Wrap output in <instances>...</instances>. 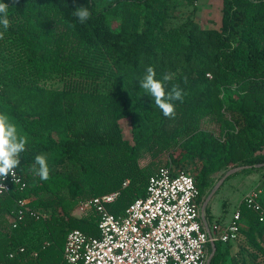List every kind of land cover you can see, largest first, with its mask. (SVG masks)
Listing matches in <instances>:
<instances>
[{"label":"trees","instance_id":"obj_1","mask_svg":"<svg viewBox=\"0 0 264 264\" xmlns=\"http://www.w3.org/2000/svg\"><path fill=\"white\" fill-rule=\"evenodd\" d=\"M197 1L185 0L191 12L178 17L177 0H0L9 20L7 29L0 24V112L27 138L16 167L22 183L0 194V264H70V230L100 236L94 212L72 213L77 203L119 191L109 210L124 214L147 195L164 154L175 166L199 162L201 197L218 172L264 169V0H223L217 27L196 18ZM75 7L90 18L81 23ZM149 66L166 92L183 93L171 101L172 117L140 87ZM37 155L46 157L48 180L30 171ZM65 163L80 178L59 170ZM39 209L50 217L35 219ZM240 209L237 251L228 259L214 241L210 264H264V221L243 202Z\"/></svg>","mask_w":264,"mask_h":264},{"label":"built area","instance_id":"obj_2","mask_svg":"<svg viewBox=\"0 0 264 264\" xmlns=\"http://www.w3.org/2000/svg\"><path fill=\"white\" fill-rule=\"evenodd\" d=\"M22 176L13 169L5 179L0 178V194L10 192L13 185L22 183ZM129 181L126 180L124 185ZM262 191L248 192L243 203L264 221ZM119 191L81 199L74 215L94 212L100 236L91 237L75 228L69 231L63 256L70 264H206L211 241L235 240L243 226L240 206L230 222L222 227H205L200 205L201 191L194 175L185 166L171 162L161 164L149 177L147 195L135 199L124 214L109 210ZM28 199H20L24 205ZM205 214V213H204ZM35 219H47L50 212L34 211ZM23 212L19 211V218ZM13 227L17 226L14 220ZM219 232V235H215ZM49 242H45L44 245ZM21 246L10 252L13 257Z\"/></svg>","mask_w":264,"mask_h":264},{"label":"rangeland","instance_id":"obj_3","mask_svg":"<svg viewBox=\"0 0 264 264\" xmlns=\"http://www.w3.org/2000/svg\"><path fill=\"white\" fill-rule=\"evenodd\" d=\"M177 10L175 14L178 17L187 16L190 14L192 7L187 8L185 6V0H177ZM222 1L223 0H198L196 2V18L202 22L205 26H219L222 18ZM109 22L113 29H118L119 21L114 17H110ZM123 129L124 136L131 139L132 129L131 121L129 118H123L120 120ZM259 156L264 155V150L258 152ZM168 160V155L164 154L157 164H163ZM150 159L145 156L142 158V164H148ZM229 169L218 172L221 178L225 172ZM59 170L68 171L74 174L77 178H80L78 169L70 163H65L60 166ZM191 170V169H190ZM194 170V169H193ZM195 175L194 171H190ZM219 178V179H220ZM229 182L225 181L223 185L215 193V197L212 199L213 209L217 211V216H222V220H230L236 210V207L243 201L245 195L255 189H260L262 192V199L264 201V169L259 166L249 167L247 170L241 171L235 175H232ZM218 182V180H217ZM216 182V183H217ZM69 192H63V196H69Z\"/></svg>","mask_w":264,"mask_h":264},{"label":"clouds","instance_id":"obj_4","mask_svg":"<svg viewBox=\"0 0 264 264\" xmlns=\"http://www.w3.org/2000/svg\"><path fill=\"white\" fill-rule=\"evenodd\" d=\"M7 8V4L0 3V14H3V17L0 18V24L5 29L9 27ZM74 15L81 23H84L90 18L91 13L86 7H75ZM0 37H2V34H0ZM155 77V69L149 66L146 69V75L143 77L140 87L154 98L155 105L162 111L164 116L172 117L174 115V105L171 101L182 100L183 93L178 87H173L170 92H166L164 83ZM168 79L169 77H164V80ZM26 143L27 138L18 135L17 127L10 121L9 116L0 112V178L5 179L19 165L18 157L25 150ZM30 171L41 180H48L49 167L46 157L37 155ZM0 187H3V185H0Z\"/></svg>","mask_w":264,"mask_h":264},{"label":"crops","instance_id":"obj_5","mask_svg":"<svg viewBox=\"0 0 264 264\" xmlns=\"http://www.w3.org/2000/svg\"><path fill=\"white\" fill-rule=\"evenodd\" d=\"M199 164V162L198 161H189L188 163H186V165H187V168L189 169V171H194L195 172V174H196V172H197V169H196V166ZM191 169V170H190ZM194 169V170H193ZM220 175H219V173H216V174H214L213 176H212V184H211V186L206 190V192H205V194L200 198V205H201V209H202V207H203V203H204V201L206 200V198L208 197V195L210 194V192L212 191V189H213V187H214V185L216 184V182H217V180H219V177ZM231 178H229V179H227V180H225V181H227V182H229V183H227V184H231L230 183V180ZM224 181V182H225ZM224 184V183H223ZM222 184V185H223ZM221 187V186H220ZM219 187V188H220ZM218 191V190H217ZM216 191V192H217ZM215 192V193H216ZM215 193L213 194V196L210 198V200L208 201V204H207V206H206V208H205V219H203V222H204V224H205V227L206 228H208L211 232H212V225L214 224V223H219L222 227H224L225 225H227L229 222H230V220H222V217H223V215L221 216H217V211L215 210V209H213V201H212V199L215 197ZM242 203V202H241ZM240 203V204H241ZM240 204L236 207V208H238L239 206H240ZM78 216H81V215H78ZM243 225H244V223H243ZM219 232H217V234H215L216 236L217 235H219L218 234ZM215 241H217V242H220V244H221V246H222V249H224V248H228V255H227V258L228 259H230V257H231V255L232 254H234L236 251H237V244H236V239L235 240H230V241H228V242H223V241H221V240H215ZM210 249H211V251H210V253L212 252V250H213V247H212V245H211V243H210ZM209 253V254H210ZM254 264V263H253Z\"/></svg>","mask_w":264,"mask_h":264},{"label":"water","instance_id":"obj_6","mask_svg":"<svg viewBox=\"0 0 264 264\" xmlns=\"http://www.w3.org/2000/svg\"><path fill=\"white\" fill-rule=\"evenodd\" d=\"M256 166H261V164H258ZM252 167V165H240V166H236L233 167L231 169H229L227 172L224 173V175L218 180V182L214 185L212 191L210 192V194L208 195V197L206 198V200L203 203V207H202V217L203 219H205V208L208 204V201L210 200V198L213 196V194L219 189V187L224 183V181L227 179V177L231 174H234L240 170H243L244 168H249ZM211 245L213 247L212 252L209 254L208 259H207V263L206 264H210V261L214 255L215 252V242L211 241Z\"/></svg>","mask_w":264,"mask_h":264}]
</instances>
